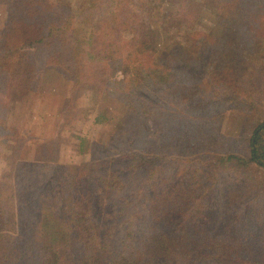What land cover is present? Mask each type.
Listing matches in <instances>:
<instances>
[{"label": "trees", "instance_id": "16d2710c", "mask_svg": "<svg viewBox=\"0 0 264 264\" xmlns=\"http://www.w3.org/2000/svg\"><path fill=\"white\" fill-rule=\"evenodd\" d=\"M2 1L10 90L33 88L26 49L45 47L47 65L124 107L100 157L80 165L27 161L15 143L11 191L0 187V264H264V0H203L161 21L166 33L193 31L190 48L162 42L156 0H100L98 26L72 42L70 14L47 0ZM212 17L215 34L200 27ZM248 85L256 93H238ZM228 104L244 115L236 149L214 152L221 125L210 112ZM80 140L81 152L94 148ZM208 146L209 158L194 159Z\"/></svg>", "mask_w": 264, "mask_h": 264}, {"label": "rangeland", "instance_id": "374dc122", "mask_svg": "<svg viewBox=\"0 0 264 264\" xmlns=\"http://www.w3.org/2000/svg\"><path fill=\"white\" fill-rule=\"evenodd\" d=\"M47 1L52 9L70 14L74 30L70 36V42L75 37L88 35L92 29L96 28L103 12L100 0ZM156 2L160 6V21L158 20L156 23L161 28L162 42H168L172 36H178L179 40L190 48L193 45V31L181 27L173 31L172 34L166 33L162 29L161 21L167 18L171 19L169 16H175L184 9L200 11L203 0H156ZM7 19L8 12L3 1L0 0V44ZM216 25V19L212 17L204 20L200 27L202 30L208 29L210 34H215ZM128 35L127 30H124L123 37L127 38ZM211 37H208L210 42L213 41V36ZM26 50L28 52L26 61L30 65L34 64V67L38 69L33 88L26 92L23 91L21 94L18 93V90L14 92L9 88L8 74H0V187L6 195L11 191L12 182L8 162L15 155L13 153L15 143L18 141L22 143V148L18 150L19 156L27 161L36 160L41 156L45 159H52L51 161L58 159L62 163L72 162L80 165L100 157L102 151L99 144L108 143V140L112 138L116 131L114 126L116 115H119L124 107L123 101L118 99L110 101V98L103 97V100L108 99L107 103L98 101L101 98L98 97L96 84L89 81L78 84L75 79L69 76L68 72H65L66 69L60 70V66L58 67L50 60L51 68H49L50 65H47L45 61V54H48L45 47L37 49L28 47ZM57 61L61 65L63 64L62 59ZM64 65L67 67L69 64ZM32 69L31 67V71ZM116 76L123 78L124 75L119 71ZM248 79H246L247 84L251 85V80ZM249 85L246 86L249 93L240 91L238 93H253L254 89ZM209 88L219 91L215 84ZM215 94L219 95V92ZM262 105L264 106V98ZM99 109L104 110L108 115V121L102 124L95 121ZM262 109L264 110V107ZM234 111L232 105L228 104L210 112L211 117L220 119L221 125L220 129L214 128L211 133L213 137L215 136L214 143L213 140L211 141L213 145L211 148L214 152L236 149L231 145L237 143L233 142V137L238 134L244 115L242 112L237 114ZM80 137L86 138L87 143L93 145L94 148L91 150L88 148L87 152H81ZM49 140L50 143H44ZM42 144L45 145L43 149L41 148ZM209 147H207V151L200 154L195 148L194 159L199 156L200 159L209 158V155L213 153L208 149ZM206 202L203 201L202 206L207 204ZM203 209L201 208V212Z\"/></svg>", "mask_w": 264, "mask_h": 264}]
</instances>
